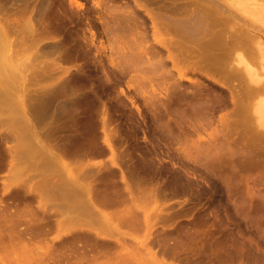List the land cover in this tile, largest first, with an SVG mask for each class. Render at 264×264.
I'll return each instance as SVG.
<instances>
[{"label":"rangeland","instance_id":"374dc122","mask_svg":"<svg viewBox=\"0 0 264 264\" xmlns=\"http://www.w3.org/2000/svg\"><path fill=\"white\" fill-rule=\"evenodd\" d=\"M77 1L0 0V264H264V0Z\"/></svg>","mask_w":264,"mask_h":264},{"label":"bare ground","instance_id":"6f19581e","mask_svg":"<svg viewBox=\"0 0 264 264\" xmlns=\"http://www.w3.org/2000/svg\"><path fill=\"white\" fill-rule=\"evenodd\" d=\"M73 1H75L76 4H78L79 6H82V4H83L82 2L77 1V0H73ZM151 1H154V3H156V5L155 4H153V5H155V7L157 8L156 10H154L155 7L153 8V10H152V7L149 8V13L151 14V18L153 20L154 25L159 23L163 27L169 28V31L171 29L172 30L173 29L178 30L175 28L177 26H180L179 20L184 21L186 18H188V17L192 18L194 16V19L197 20L199 27L202 29V30L200 29V32H198V30H197V32L200 34V36L197 34V32H193L194 34L186 33L187 35H189L190 37H193L195 35L197 39L195 38V36H194V38L196 40H198V42H199V40L203 39V41H205V44L207 43V46H209V45H214V46L221 45V46H223L222 44H224V45L228 44L229 39H230L232 34L231 33L229 34V31L226 32V30H223V29H222L223 30L222 31L221 27L215 28V24L218 23L217 19H219V17L217 15L219 14V11L222 10V6H221L219 0H150L149 3H151ZM175 21L176 22L179 21V24L177 22L176 27L171 28L172 25H169V24L175 23ZM173 26H175V25H173ZM199 27H198V29H199ZM156 28H158V27H156ZM166 28H165V30L167 31ZM183 28H184L183 26L180 27V29H183ZM246 34H247V37L249 38L250 34L245 33V35ZM191 35H193V36H191ZM239 35L240 34H238V37H239ZM236 36H237V33H234V38H236ZM170 37L168 36V38H170ZM198 37H199V39H198ZM168 38H166V37L163 38L164 43H165V39H167V41H168ZM200 38H202V39H200ZM171 40H172V38H170V43L172 42ZM203 41L200 42V43H202V45L204 43ZM166 43H168V42H166ZM170 43H168V44H170ZM217 48H219V47H217ZM248 91H250V90H248Z\"/></svg>","mask_w":264,"mask_h":264}]
</instances>
